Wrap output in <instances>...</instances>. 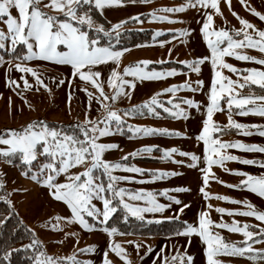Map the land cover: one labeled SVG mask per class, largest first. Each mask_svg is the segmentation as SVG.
<instances>
[{
	"label": "snow or ice",
	"instance_id": "snow-or-ice-1",
	"mask_svg": "<svg viewBox=\"0 0 264 264\" xmlns=\"http://www.w3.org/2000/svg\"><path fill=\"white\" fill-rule=\"evenodd\" d=\"M150 0H0V49H6L14 53L18 46H22L26 51L17 62L11 65L15 70L25 75L19 81L12 78L6 79V85L11 87L20 96L24 104L34 110V105L30 104L19 91L20 81L23 82V89L40 92L41 89L48 91L52 89L45 82L43 73L37 68L30 66L31 61H42L50 64L68 66L71 69V77L79 78L85 86L80 90L86 95L87 102L84 109V117H79L68 125L62 122L48 121L44 118H34L25 121L16 127L0 128V165L17 167L21 178L28 179L32 183L46 190L48 196L59 203H62L67 214H55L48 218V225L53 230L63 231L68 225L78 226L80 230L92 231L102 230L109 237L107 248L103 251L101 264H113L109 258V251L114 253L123 264H132L128 251L122 247L121 243L113 241L111 238L119 230L116 226L110 225V219L118 209H123L122 219L128 221L129 217L138 220L145 219V213H163L165 209L171 207L170 204L160 203L152 192H145L143 189L132 190L122 186V182H132L135 180L131 175H119L118 171L143 174L145 169L129 165L122 162L129 157H138L144 153L151 154L154 149L159 150L162 155L160 159L170 160L173 163L198 168L201 172L202 182L199 187L203 199L208 201L212 195L206 191L210 179H219L213 172L214 166L224 168L225 171L244 177L237 184H226L228 187H244L254 194L264 198V173L252 175L250 173L228 169L225 167L226 161H237L246 165H257L264 167V159H242L232 155L222 149L229 147L246 151H258L264 153V144L244 143L241 141H223L219 138L232 129L244 135H252L256 132L264 137V124H243L232 118L234 108L239 111L236 114H254L264 117V70L261 68H237L228 63L225 57H235L240 61L255 62L264 66V28H258L248 19L241 17L232 9L231 0H223L231 14L239 21L240 28L214 27V16L221 15V0H184L179 6H164L153 8L146 13H135L126 19H121L116 23H110L109 27L98 23L94 19L95 13L103 15L106 8L123 7L129 4H146ZM246 11L253 14L260 21H264V12L258 11L248 0H239ZM189 8L203 9V23L200 28L202 38L206 42L208 54L191 60H180L181 65L187 66L190 72L199 74L201 65L210 62L211 77L208 90L206 92L207 104L205 118L202 120V127L195 135L198 142H202V156L194 151H185L176 146L160 148L158 145H142L130 153L117 160L105 158L106 153L112 150H119L120 145L107 138L117 134H123L125 128L132 133L133 137L161 135L166 137L188 138L187 133L180 130L169 129L167 127H156L147 125H133L127 123V117L136 115H148L159 117L162 109L173 118L188 119L190 113L181 103L189 109L200 110L201 102L194 98H177L174 102L175 94L187 89L192 92H199L203 88L204 81L197 79L193 83L185 80L179 84H172L162 88L149 98L139 104H133L126 108H119L115 105L121 98L131 99V93L135 89L136 81L159 80L166 77H173L178 74L176 68H168L165 71L155 69L147 70L148 65L153 63L144 59L125 65L120 70L122 56L129 51L128 48H118L112 44V40L117 42L120 38V29L126 21L140 22L144 18L151 21L177 22L179 18L169 14L183 12ZM15 10V14L13 12ZM182 22V21H179ZM176 33L188 36L190 30L181 28L175 30ZM102 33L108 38V43H101L99 34ZM159 30L153 33V39L160 36ZM176 36L173 35V39ZM163 45L164 40H159ZM140 47V45H136ZM256 49L261 55H249L238 49ZM172 49H169L171 53ZM3 61V57H0ZM109 63L115 65L109 70V74L102 79L101 66ZM156 63H165L157 61ZM224 69L236 74L240 79L233 80L224 74ZM30 74L33 81L26 77ZM130 77V78H128ZM55 87L59 88L66 82L69 85L67 93L68 103L72 99V80L67 78H52ZM105 82L111 92L105 90ZM256 86L259 93L249 92L245 95L237 89ZM164 93H172L168 97L167 104L160 99ZM256 101L262 103L257 104ZM98 105V114L93 116L92 105ZM11 107V97L8 98ZM223 105V106H222ZM252 105V106H249ZM227 112V124L221 125L213 119L218 111ZM22 111V109H21ZM179 155L186 159H175ZM203 163V167L200 164ZM78 169V170H75ZM175 170H149L151 181L166 179L182 175ZM144 182V181H139ZM8 183V173L0 168V190L4 191L0 195V201H4L8 206V215L0 218V225H3L15 212L10 193L6 189ZM19 190V189H14ZM27 192L29 189H22ZM169 191L176 193L191 191L185 186H177L173 189H164L161 195H167ZM169 201L181 207L174 216L161 217L160 219L178 220L180 213L187 207L181 199L174 195H167ZM216 199L231 203L243 204V209H228L215 207V211L221 214L220 221H213L209 210L214 206L208 203L206 208L198 213L197 222H182V229L173 235H185L191 237L198 235L204 245V255L207 264H224L216 259L218 255L241 256L257 264L264 261V248L253 247L254 244H264V211L259 210L247 199L234 200L227 195H216ZM130 201H145L144 205L132 203ZM99 205L98 206V203ZM223 214L229 216L244 215L254 217L260 223H243L235 219L231 223L225 222ZM18 215V213H17ZM91 218V222L89 220ZM160 219L156 222L159 223ZM22 223V221H21ZM227 229L234 233L243 235V240L239 242L226 241L219 232H213L212 227ZM31 231V239L28 244L22 245L24 249H32L30 257L31 264H94L92 260H80L77 253H91L95 251V245L84 248H76L71 254L57 256L48 254L43 247V242L36 238L34 230ZM123 234V233H120ZM66 237H76V231L65 232ZM61 243L63 241H60ZM133 244L139 254L142 244L138 241H126ZM12 251L9 249L3 256L8 260ZM153 251L149 245L140 259L148 256ZM162 247L156 257L161 259V264H193V256L177 252L171 257L163 255ZM156 264V260L152 261Z\"/></svg>",
	"mask_w": 264,
	"mask_h": 264
},
{
	"label": "rangeland",
	"instance_id": "rangeland-1",
	"mask_svg": "<svg viewBox=\"0 0 264 264\" xmlns=\"http://www.w3.org/2000/svg\"><path fill=\"white\" fill-rule=\"evenodd\" d=\"M248 2L252 6L256 7L258 11L264 12V0H248ZM181 3H184V0H150V2L146 4L137 3L135 5L129 4L123 7H110L104 10L103 15L97 13L101 19H98L96 15H94V19H96L98 23L104 24V26L107 28L110 26V23H116L117 21L126 19L135 13H146L153 8L164 6H179ZM231 3L232 9L241 17L248 19L258 28H264V21H260L253 14L246 11L245 7L240 4L239 0H231ZM221 10L223 12V16H214V27H241L239 21L231 14L227 5L223 3V0H221ZM203 11V9L198 11L197 9L189 8L183 12L169 14L172 15L174 19L178 17L179 21L182 22L151 21L147 18H144L140 22H133L122 27V29H127L129 31L151 30L152 36L155 31L159 30L161 35L173 33L176 38L173 39V35H171V37L162 39L165 41L163 45L159 44V40H157L149 44L140 45V47L128 48L129 51H127L122 56L120 70H122L125 65L144 59L152 61L153 63L150 65L160 64L156 63L157 61H165V63H179L180 60H191L193 58L208 54L206 42L203 40L202 33L200 32V28L203 23ZM13 12L15 14V10H13ZM181 28L189 29L190 34L188 36H183L175 32V30ZM122 29H120V31ZM169 49H172L171 53H169ZM237 51H242L249 55H261V53L256 49L244 48L238 49ZM0 57L3 56L0 54ZM224 59L237 68L246 69L255 67L264 70V66L256 64L255 62L240 61L235 57H225ZM17 62L21 61L7 59L5 57H3V61H0V128L16 127L23 124L27 120L37 117L47 119L48 121L62 122L65 125L75 121L78 117L83 119L87 98L85 93L80 89L85 86L90 88V85L83 84V82L78 77L73 79L71 77L70 67L50 64L42 61L29 62L30 66L37 67L43 73L45 82L48 83L49 87L52 89L51 94L44 89H41L40 92H36L34 90H25L23 89V82L20 81L19 91H22L28 102L34 105V110H30L24 104L23 99L16 94V91H13L11 87L6 85L7 78L10 77L19 81V78L25 75L24 73H21L11 67V65H14ZM150 65L147 67V70L149 71L152 69L157 71H165L168 68H171H153L149 67ZM112 67H115V65L112 63L100 67V70L103 73L102 79H105V81L109 74V70ZM177 70L178 74L173 77H166L159 80L136 81L135 89L131 93V99L121 98V100L115 106L119 108H126L133 104H139L154 93L160 91L162 88L168 87L172 84H179L185 80H191L194 83L195 80L202 79L204 84L201 91L192 92L187 89H182L175 94V97H173L174 102H176L177 98H194L195 100L201 102L202 107L199 111L195 108L189 109L187 105L181 103V107L185 108L190 113V117L188 119L173 118L168 113H166L169 116L168 118L153 117L147 113H145V116L138 114L134 117L125 118L127 123H131L133 125L138 124L167 127L169 129L184 131L187 133L188 138L166 137L161 135L133 137L132 133L129 132L127 128H125L123 134L102 138L115 141L120 145L119 150L109 151L106 153L105 158L117 160L124 156L125 153H130L142 145L153 144L158 145L160 148L176 146L185 151H194L198 155L202 156L203 144L202 142L196 141L195 135L200 131L202 127V120L205 118V109L203 105L207 104L206 92L208 90L211 77L210 62H206L201 65V72L199 74L190 72L188 68L184 71L180 69ZM223 71L225 75L231 77L233 80L241 78L236 74L229 72L227 69H224ZM26 78L30 82L33 81V78L30 74H28ZM52 78H67L68 80H72L70 89L72 92V99L70 104L68 103L67 96L69 91V85L67 82L57 88L55 87ZM105 90L111 92V89L107 87L106 82ZM237 91L247 95L249 92H253L254 90L244 88L237 89ZM170 96H172V93H164L161 95L160 99L164 102H167V99ZM9 97H11V107H9L8 104ZM256 103L259 104L262 102L256 101ZM158 110L163 111L162 109ZM238 111V109L234 108L232 116L234 120L243 124H264V117L254 114L239 115L236 114ZM91 114L93 116L98 114V105L95 103L92 105ZM213 119L219 122L221 125L227 124L228 117L226 110L222 112H216L213 116ZM232 130L233 131L228 133L226 132L225 134H221L219 138L223 141H241L244 143L264 144V137L260 136L256 132H253L252 135H244L238 133L237 130ZM221 151L239 156L242 159H264V153H260L258 151H246L231 147L222 149ZM161 155L162 153L159 150L154 149L151 154L144 153L141 156L129 157L127 161H122L128 163L129 165H135L145 169L143 174L124 171H118L116 173L119 175H131L135 177V180L132 182H122L123 187L132 190L143 189L145 192H152L160 203L171 205V207L165 209L163 213H145V219L143 221L156 222V220L160 219L161 217H169L176 214L181 206L169 201L167 199V195L177 196L184 203L189 205V207L185 208L183 212L180 213L178 220L182 222L188 221L190 223L198 221V213L206 208L208 203H211L214 206L209 210L210 217L213 221H220L221 219V214L215 211V207L217 206L228 209H243L245 207L243 204L231 203L216 199V195H227L234 200L241 201L247 199L254 206L258 203L262 204L261 202H264V198L252 193L244 187L232 188L226 186V184H237L241 179H244V177L227 172L224 170V168L219 166L213 167V172L219 179L209 180L206 191L213 195L211 199L205 201L199 192V187L201 186L202 182V176L199 169L182 166L180 164L173 163L170 160H162L160 159ZM175 159L181 160L186 158L176 155ZM203 166V163H201L200 167ZM225 167L228 169L244 171L252 175H260L264 173V167L257 165H246L237 161H226ZM0 168H3L8 173V183L6 185V189L10 193L9 198L13 202L15 213H18L17 216L28 229L34 230L36 233V238L43 242L44 250L48 254L66 256L75 251L76 248H84L89 245H95L96 247L94 252L77 253V257L80 260H92L94 261V264H101L103 251L107 248L109 242V237L106 233H104L102 230L84 231L80 230L78 226L74 225H68L64 227L63 231L53 230L50 227H46V225L49 223V217H52L55 214H67L65 206L62 203L52 200L44 188L37 186L28 179L21 178L17 167L0 165ZM157 169L165 171L175 170L183 174L177 175L175 177H168L166 179H158L155 181L148 179L149 170ZM220 181H224L226 184H222ZM177 186L188 187L191 189V191L182 193L169 191L167 195H161L162 190L173 189ZM24 188L29 190L24 192L22 190ZM3 194L4 191L0 190V195ZM130 202L141 205L145 204V201ZM97 203L98 206H100L99 202ZM222 218L228 223H231L233 219L240 221L241 224L245 222L251 224L260 223L254 217L244 215L229 216L227 214H223ZM162 220L166 219H160V221ZM212 230L214 233L219 232L220 235L228 242H239L244 239L242 234L234 233L227 229H219L213 226ZM68 231H76L78 233V242L76 237H66L64 235V233ZM111 239L115 242L121 243L122 247L128 251L130 259L132 260V264H152L154 259L156 260V264H161V259L156 257V253L162 247L164 248L163 255L171 257L176 255L177 252L181 254L186 253L187 255L193 256V264L207 263L206 256L203 252V249L206 245H204L200 237L195 234L191 237L185 235H172L167 237H134L130 235L116 234ZM60 241L63 242L61 243ZM126 241L140 242L142 247L139 250V254L137 253L135 246L133 244L125 243ZM149 245L153 247V251L149 253L148 256L144 257L143 260H141L140 256H143ZM253 247L264 248V244H254ZM108 255L113 261V264H123V261H121L111 251H109ZM221 258L222 255H218L216 257L218 260H221ZM241 259L243 260V264H254L253 261L246 258ZM177 264H179V261H177Z\"/></svg>",
	"mask_w": 264,
	"mask_h": 264
},
{
	"label": "trees",
	"instance_id": "trees-1",
	"mask_svg": "<svg viewBox=\"0 0 264 264\" xmlns=\"http://www.w3.org/2000/svg\"><path fill=\"white\" fill-rule=\"evenodd\" d=\"M98 19L101 17L96 13ZM133 23V21H126L123 25L127 26L128 24ZM173 33L164 34L153 39L151 30H125L120 31V38L117 42L113 39L111 42L115 47L118 48H130L136 47V45L149 44L151 42L166 39L171 37ZM101 43H108V38L105 37L102 33L99 34ZM26 50L22 46H18L14 53L8 52L7 49H0V54L12 60H18V57H21ZM20 61V60H19ZM149 67L153 68H164L171 67L180 70H187V67L176 62H166L160 64H152ZM253 90L259 93V89L255 86H252ZM167 104V102H165ZM161 111V110H160ZM144 114L143 116H145ZM156 117V116H153ZM169 116L161 111V116L159 118H168ZM235 130V129H234ZM233 131V130H231ZM230 132V131H228ZM227 132V133H228ZM18 168V166H17ZM8 215V206L4 201H0V218ZM123 209H118V212L113 214V217L110 219V225L116 226L119 230L117 234L123 233L122 235H130L134 237H167L172 236L174 232L181 230L183 225L180 220H162L159 223L157 222H146L143 220H138L134 217H129L128 221L122 219ZM89 220H91L89 218ZM91 222V221H90ZM31 231L21 223V219L14 212L8 219L5 220L3 225H0V264H31L30 257L32 256V249H24L22 245L28 244L31 239ZM9 249H16L12 251L9 259L4 260L3 256Z\"/></svg>",
	"mask_w": 264,
	"mask_h": 264
},
{
	"label": "crops",
	"instance_id": "crops-1",
	"mask_svg": "<svg viewBox=\"0 0 264 264\" xmlns=\"http://www.w3.org/2000/svg\"><path fill=\"white\" fill-rule=\"evenodd\" d=\"M261 203L262 204L258 203L255 206L257 209L264 211V202H261ZM241 258H244V257L233 256V255H222L221 261H223L224 264H243V260ZM198 264H204V263H198ZM257 264H264V261H259L257 262Z\"/></svg>",
	"mask_w": 264,
	"mask_h": 264
}]
</instances>
